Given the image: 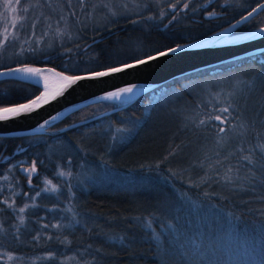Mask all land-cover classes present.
Listing matches in <instances>:
<instances>
[{"label": "trees", "instance_id": "1", "mask_svg": "<svg viewBox=\"0 0 264 264\" xmlns=\"http://www.w3.org/2000/svg\"><path fill=\"white\" fill-rule=\"evenodd\" d=\"M144 1V10L109 25L77 26L80 35L66 50L28 51L0 67L34 63L77 72L118 64L221 28L262 0H180L176 10L174 1ZM162 11L168 13L163 19ZM261 15L237 30L264 24ZM40 90L1 78L0 107ZM217 93L234 102L232 126L223 125L228 142L219 145L217 130L195 126L205 113L227 106ZM118 104H86L49 129ZM262 132L264 50L173 77L62 131L0 136V264H264V170L253 173L246 162L237 167L241 147L254 149L253 159L262 162L255 147L264 144L257 141ZM33 158L40 172L28 186L18 166ZM85 165L105 173L91 178L82 173ZM229 165L232 182L218 183ZM205 172L212 180L193 186ZM53 185L58 191H44Z\"/></svg>", "mask_w": 264, "mask_h": 264}, {"label": "water", "instance_id": "2", "mask_svg": "<svg viewBox=\"0 0 264 264\" xmlns=\"http://www.w3.org/2000/svg\"><path fill=\"white\" fill-rule=\"evenodd\" d=\"M258 3H264V0ZM258 3L240 17L221 28L159 50L166 51L167 48L179 45L180 50L175 54L161 56L146 64L127 69L120 73L110 74L106 77L82 80L68 88L64 87V82L59 77L56 82H54L53 86L46 92H44V88L40 83V92L31 97V99H35L37 96H42V94L47 93L46 101L44 99L38 100L37 104L32 107L30 112L22 113L18 117L9 118L5 121H0V136L62 131L68 127H72L108 113L113 109L122 107L144 92L161 83L171 80L173 77L191 73L201 68L219 64L231 59L252 55L264 50V34L257 31L258 28L264 27V24L241 31H238L237 28L242 23L236 28L231 27V25L235 24L237 20H240L242 16H247L248 12L251 11L252 8L257 7ZM155 53L156 51L151 54ZM141 58H143V56H141ZM128 62H131V60ZM27 66L36 67L42 71L54 69L56 73L63 71L66 75L74 73L66 72L48 64L34 63L4 66L0 67V71H5L9 67L23 68ZM114 66H118V64H114ZM93 70H105V67ZM77 74H82V71L77 72ZM7 77L32 82L31 78L21 76L19 73L15 76H0V79ZM125 87H133V92L123 94L120 99H110L119 102L115 108L103 111L88 118L74 121L58 128L49 129V126L61 120L71 111L92 102L106 100L105 97L110 92L119 91ZM27 102L28 99L16 104L1 107H12ZM53 116L56 117L55 120L51 119ZM46 120L49 121V123L44 124V121ZM41 124H43V127H40ZM33 162H35L34 159L31 160L28 165L18 166V170L25 176V181L28 186L35 185L33 178L39 173V167L35 163L36 171L35 173H31L29 182V174L24 170L30 169Z\"/></svg>", "mask_w": 264, "mask_h": 264}, {"label": "rangeland", "instance_id": "3", "mask_svg": "<svg viewBox=\"0 0 264 264\" xmlns=\"http://www.w3.org/2000/svg\"><path fill=\"white\" fill-rule=\"evenodd\" d=\"M171 1L177 2V0H169V2ZM101 4H107L108 7H99ZM146 6L144 0H86L83 6L78 5L76 0H71V6L67 1L62 0H21V4L13 13L6 11L3 8V0H0V63H8L14 59L20 60L30 47L41 51L61 48L66 50V44L77 39L80 35L77 26L88 30V26L95 28L109 25L113 19L142 11ZM81 7H83V11H81ZM22 8H27V13L22 12ZM73 11L76 16L71 15ZM112 12L116 13L115 18L112 17ZM88 13L92 15L89 17ZM61 16H64L65 19L61 20ZM263 19L264 15L258 18L261 21ZM76 21L77 23H75ZM34 23L35 28L32 27ZM58 29L64 34H58ZM69 35L72 36L71 40L68 39ZM23 38L25 40L20 44V40L22 42ZM37 40H39V44L36 43ZM98 172L101 175L105 173L103 169H97L96 166L85 165V168L82 169V173L91 178L95 177ZM67 258V262L70 263V258Z\"/></svg>", "mask_w": 264, "mask_h": 264}, {"label": "snow or ice", "instance_id": "4", "mask_svg": "<svg viewBox=\"0 0 264 264\" xmlns=\"http://www.w3.org/2000/svg\"><path fill=\"white\" fill-rule=\"evenodd\" d=\"M67 2L69 3V5L71 6V0H67ZM76 3L80 6H83L86 3V0H76ZM179 3V0H177L176 4H171V8L173 10L177 9V4ZM21 4V0H3V8L6 11H11V12H16L17 10V6ZM99 7H103V8H107L108 5L107 4H101L99 5ZM125 7H127V5H125ZM183 8H188V4L185 3L183 5ZM22 12L27 13L28 9L27 8H22L21 9ZM81 11H83V7H81ZM109 11H111L109 9ZM258 12H264V3H258L257 7L252 8L251 11L248 12L247 16H242V18L240 20H237L235 24L231 25L232 28H236L238 25H240L241 23H246L251 17H253L255 14H257ZM72 16H76V13L73 11L71 13ZM89 17L92 15L91 13H88ZM112 17L115 18L116 13L112 12L111 13ZM166 15H168L167 12H161L160 13V18L163 19ZM177 17L175 14L172 15V19L169 20V24L172 22V20H175ZM61 20H64L65 17L61 16L60 17ZM149 20H152L153 17H148ZM138 21H134V23H136ZM33 28L36 27L35 23L32 25ZM165 27H167V25H165ZM58 34L63 35V32H60V30L58 29ZM227 31V30H225ZM257 31H259L260 33L264 34V27H260L257 29ZM33 35H35V33H33ZM68 39L71 40L72 36L69 35ZM5 40H7V37H5ZM37 44H39V40L36 41ZM49 47H51V45H49ZM87 47L85 46V51H87ZM24 49L22 48V51ZM29 51L35 52L38 49H34V48H29ZM180 50V46H176V47H170L167 48L166 51H156L155 54H151V53H144L143 54V58H141L140 55H134L131 62L128 61H124V62H119L118 66H114V65H107L105 66V70H89V69H84L82 70V74H77V72H80L81 70L77 69V72H74L73 74H68L66 75L63 71L62 72H58L55 73L56 76H58L63 82H64V87L68 88L71 87L72 85H75L77 82L82 81V80H86V79H94V78H102V77H106L109 76L110 74H115V73H120L123 72L127 69H132L135 68L139 65H143L146 64L150 61L156 60L157 58L161 57V56H165L168 54H175ZM74 50L72 48H68L67 49V53H72ZM75 51H79V49H76ZM48 71L50 72H55L54 69H48ZM65 71H68L67 68H65ZM41 72L40 69L37 68H7L5 71H0V76H15L18 73H24V74H30L31 78H32V82L35 84V86L39 87L40 81L37 78L39 73ZM134 87V86H133ZM133 87H125L120 89L119 91H114V92H110L105 99H120V97L123 94H129L133 92ZM217 102L220 104H224L227 103V106L224 107H219L215 110V112H208L205 113L204 115L207 117L206 119H200L199 122L195 125L196 127L200 128H212L216 131V143L219 145L221 144V141H224V143L226 144L228 141L225 139V136L222 134H226V128L223 126L226 123L231 127L232 126V119H234L233 117V103L227 99V97L225 98H220V94L217 93ZM44 99L46 101L47 99V93L42 94V96H37L35 99H28L27 103H20L17 104L15 106L12 107H0V121H5L9 118H13V117H18L19 115H21L22 113H28L32 110V107L34 105L37 104L38 100ZM230 109H232V111H230ZM52 120H55L56 117L53 116L51 117ZM213 121H219V124H214ZM49 123V121H44V124ZM241 127H244V125H240ZM40 127H43V124L40 125ZM264 139V132L262 133H257V141ZM256 148L260 149V154H261V160L262 162H257L256 160L253 159V157L256 155V152L254 149H245L243 147H241L240 149H238L237 151L240 154V160L237 161V167L241 164H244L246 162V166L251 168L252 172H256L258 170H264V144H260L257 143V145L255 146ZM247 151L248 155H244V152ZM175 154V150H173V152H170L169 155H174ZM220 157H221V153H217L216 158L217 161L221 163L222 165V161H220ZM228 157H225V159H227ZM165 159H167V157H165ZM202 169H203V164L199 165ZM214 165H209L210 169H214ZM25 172H27L29 174V182H30V176L31 173H35L36 171V166H35V162H33V165L30 169H25ZM232 172V166L229 165L228 167V172H226L224 174L223 177H220L217 182H228L231 183L233 178L231 175H229V173ZM59 176H71V172H64L61 171L59 174ZM175 175V173H174ZM217 176H219V173H217ZM252 180H255V176L253 175L251 177ZM212 180V176L209 174V172H205L204 178L201 179V181L199 183H195L193 186L199 187L200 183H207L208 181ZM46 183L48 185H51L52 182L51 180L46 181ZM44 191H58V189L56 188V186H52L50 189H45ZM36 195L39 196L40 192L37 191ZM25 209L21 208L20 211L23 212ZM150 226V225H149ZM44 227H47V225H45ZM54 227H59V225H55ZM51 238V237H50Z\"/></svg>", "mask_w": 264, "mask_h": 264}, {"label": "bare ground", "instance_id": "5", "mask_svg": "<svg viewBox=\"0 0 264 264\" xmlns=\"http://www.w3.org/2000/svg\"><path fill=\"white\" fill-rule=\"evenodd\" d=\"M23 68H36V67L27 66V67H23ZM55 73L56 72H50L48 70H46V71L41 70V72L39 73L37 78L39 79L40 83L42 84V86L44 88V92L48 91L53 86L54 82H56V80L58 79V76H56ZM19 74L21 76L31 78L30 74H24V73H19Z\"/></svg>", "mask_w": 264, "mask_h": 264}, {"label": "flooded vegetation", "instance_id": "6", "mask_svg": "<svg viewBox=\"0 0 264 264\" xmlns=\"http://www.w3.org/2000/svg\"><path fill=\"white\" fill-rule=\"evenodd\" d=\"M118 21H119V20H118ZM97 37H98V38H96L97 40L102 39L101 36H97ZM97 40H96V41H97ZM89 41H90V40H89ZM89 41H88V42H89ZM33 159H34V158H33ZM33 159H31V160H33ZM31 160H30L28 163H21L20 165H28V164H30ZM34 160H35V163L38 165V163L36 162V159H34ZM20 165H19V166H20ZM38 167H39V166H38ZM39 172H40V170H39ZM38 174H39V173H38ZM23 176H24V175H23ZM24 177H25V176H24ZM35 177H36V176H35ZM35 177H34V178H35ZM34 178H33V180H34Z\"/></svg>", "mask_w": 264, "mask_h": 264}]
</instances>
